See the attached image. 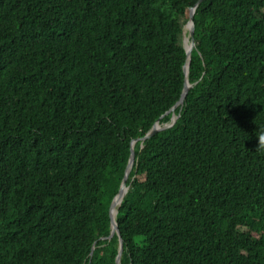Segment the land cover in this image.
<instances>
[{"label":"trees","instance_id":"obj_1","mask_svg":"<svg viewBox=\"0 0 264 264\" xmlns=\"http://www.w3.org/2000/svg\"><path fill=\"white\" fill-rule=\"evenodd\" d=\"M197 1L0 0V264H117ZM193 24L121 264H264V0Z\"/></svg>","mask_w":264,"mask_h":264},{"label":"water","instance_id":"obj_2","mask_svg":"<svg viewBox=\"0 0 264 264\" xmlns=\"http://www.w3.org/2000/svg\"><path fill=\"white\" fill-rule=\"evenodd\" d=\"M200 1H202V0H198L196 2V4L190 9L189 22L186 25L187 29L186 30H185V28L183 29V38L186 36V32H187V36H186L187 39H184V43H183L184 44V49H186V52H187V64L185 65V82H184V88H183V93H182L181 99L171 109L172 117H171V121H170V123L168 125H166V126L161 128V127H158L157 123H155L153 125L152 129L146 135H144L143 137H141L139 139L133 140L132 145H131V154H130V158H129V161H128V165H127V169H126V172H125V176L122 179L121 184H120V189H119L117 195L115 196V198L112 201L111 206H110L111 207V231H110V235L108 236V239H111L116 233L119 236V248H118V255H117V264H121V256H122V251H123V238L121 236V231L119 229V226H118V224L116 222V215L118 214L119 207H120V205L122 203V200H123L125 194L127 193V188H125V187H126L127 180H128V178L130 176V173H131L133 165H134L135 143L137 142V140H140V141L144 142L146 139H148L151 136H153L159 130H162V129H165V128H168V127H172L176 123V121H177V119L179 117V114H176L175 110H176V108L179 105L183 104L184 99L186 98V95L188 93V90L191 87V84L188 81V75H189V68H190V64H191V51L192 50H191V48L186 47L185 40H188L189 38H191V44H193V40H192L193 26H194V24H193V12H194L195 6ZM167 113H169V112H166V114ZM120 195H122L123 197H122V199H121V201H120V203L118 205L117 211L114 212L115 205H116Z\"/></svg>","mask_w":264,"mask_h":264},{"label":"clouds","instance_id":"obj_3","mask_svg":"<svg viewBox=\"0 0 264 264\" xmlns=\"http://www.w3.org/2000/svg\"><path fill=\"white\" fill-rule=\"evenodd\" d=\"M257 137V148L264 149V128L258 129V134L255 135Z\"/></svg>","mask_w":264,"mask_h":264},{"label":"bare ground","instance_id":"obj_4","mask_svg":"<svg viewBox=\"0 0 264 264\" xmlns=\"http://www.w3.org/2000/svg\"><path fill=\"white\" fill-rule=\"evenodd\" d=\"M187 29V27L185 26V30ZM184 39H187L186 38V36L184 37ZM187 41L188 40H185V43H186V47H187ZM122 195H120V197H119V199H118V201H117V203H116V205H115V208H114V212H116L117 211V209H118V205H119V203H120V201H121V199H122Z\"/></svg>","mask_w":264,"mask_h":264},{"label":"rangeland","instance_id":"obj_5","mask_svg":"<svg viewBox=\"0 0 264 264\" xmlns=\"http://www.w3.org/2000/svg\"><path fill=\"white\" fill-rule=\"evenodd\" d=\"M117 216V215H116Z\"/></svg>","mask_w":264,"mask_h":264}]
</instances>
